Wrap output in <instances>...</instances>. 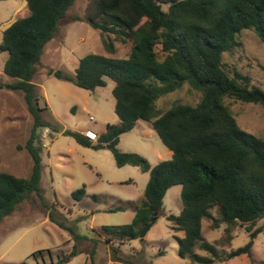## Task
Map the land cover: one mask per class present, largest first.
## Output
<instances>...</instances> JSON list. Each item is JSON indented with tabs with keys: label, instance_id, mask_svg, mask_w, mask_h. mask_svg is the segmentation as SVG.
<instances>
[{
	"label": "trees",
	"instance_id": "trees-1",
	"mask_svg": "<svg viewBox=\"0 0 264 264\" xmlns=\"http://www.w3.org/2000/svg\"><path fill=\"white\" fill-rule=\"evenodd\" d=\"M26 2L29 14L3 31L0 50L8 52L4 72L12 80L0 83V89L22 92L34 117L25 145L33 166L29 177L0 172V220L29 193L44 201L39 129L57 128L43 119L34 77L46 45L75 0ZM85 15L100 30L108 53L116 52V41H131L130 52L124 58L89 53L74 74L53 69L49 74L87 90L106 86V77L111 78L120 122L108 124L96 141L73 129L63 134L86 147L110 148L118 167L135 165L150 175L143 197L128 203L135 210L132 222L103 225L98 234L119 242L138 238L145 226L157 220L167 190L181 185L182 209L167 216L170 228L184 233L177 236L180 256L201 264L243 254L251 257L254 240L263 231L251 225L264 218V138L242 129L225 99L264 104V89L238 69L230 70L223 55L240 45L237 35L243 30H253L264 43V0H90ZM186 83L201 93L197 104L177 102L167 110L158 106L161 97ZM141 119L150 122L173 151L171 158L151 166L143 155L118 148L120 136ZM72 194L82 199L85 186ZM50 218L64 226L52 212ZM204 219L211 221L212 228L225 224L221 239L205 238ZM239 224L246 225L250 240L237 249L220 251L219 245L231 243ZM197 247L208 255L198 253ZM76 253L75 249L71 255ZM41 254L38 250L32 255ZM69 258L51 264H64Z\"/></svg>",
	"mask_w": 264,
	"mask_h": 264
},
{
	"label": "rangeland",
	"instance_id": "rangeland-1",
	"mask_svg": "<svg viewBox=\"0 0 264 264\" xmlns=\"http://www.w3.org/2000/svg\"><path fill=\"white\" fill-rule=\"evenodd\" d=\"M89 2L75 0L37 66L34 82L41 95L40 106L44 107L41 113L44 120L57 128L39 129L43 144L41 186L44 201L35 193H29L12 214L0 220V264H51L61 257H70L64 264H201L180 256L177 236L184 233L172 230L167 218L170 214H179L182 209L181 185L167 190L160 214L145 236L119 242L107 240L97 232L103 225L132 222L135 210L128 203L143 197L150 175L135 165L118 167L110 148L86 147L63 134L64 130L73 129L82 133L92 130L99 135L108 124L120 122L115 111V82L111 78L106 77V86L87 90L49 74L50 69L74 74L80 59L89 53L124 58L130 52L131 41H116V52H107L100 30L85 17ZM28 14L26 0H0V43L3 31ZM237 40L240 45L225 52L223 62L230 70L236 68L250 76L252 84L264 89V43L251 29L243 30ZM7 58L8 52L0 50V83L12 80L4 72ZM200 97L201 93L186 83L157 103L162 110H167L177 102L197 104ZM225 102L242 129L264 138V104L232 98H226ZM33 126L34 117L23 93L1 88L0 172L30 176L33 160L25 145ZM118 148L143 155L151 166L171 158L166 154L168 147L150 122L142 119L120 136ZM84 186L86 194L76 199L72 193ZM51 212L64 226L50 218ZM213 212L216 214L217 210ZM224 227L225 224L212 228L210 220H203V234L210 242L223 237ZM251 227L263 229L254 240L252 256L243 254L217 260L216 264H264V218ZM96 239V251L91 255ZM249 240L246 225L239 224L233 230L231 243H222L219 249H237ZM75 249L77 253L71 255ZM38 250H42V257L32 255ZM196 251L208 255L198 247Z\"/></svg>",
	"mask_w": 264,
	"mask_h": 264
},
{
	"label": "built area",
	"instance_id": "built-area-1",
	"mask_svg": "<svg viewBox=\"0 0 264 264\" xmlns=\"http://www.w3.org/2000/svg\"><path fill=\"white\" fill-rule=\"evenodd\" d=\"M84 134L93 141H96L99 137V135L92 130H87Z\"/></svg>",
	"mask_w": 264,
	"mask_h": 264
},
{
	"label": "water",
	"instance_id": "water-1",
	"mask_svg": "<svg viewBox=\"0 0 264 264\" xmlns=\"http://www.w3.org/2000/svg\"><path fill=\"white\" fill-rule=\"evenodd\" d=\"M152 224H149L147 226L144 227V229L142 230L140 237L145 236V234L147 233V231L151 228Z\"/></svg>",
	"mask_w": 264,
	"mask_h": 264
},
{
	"label": "crops",
	"instance_id": "crops-1",
	"mask_svg": "<svg viewBox=\"0 0 264 264\" xmlns=\"http://www.w3.org/2000/svg\"><path fill=\"white\" fill-rule=\"evenodd\" d=\"M45 146H47V143H45L44 147H45ZM166 154H167V155H171V157H172V155H173V151H172L171 149L168 148V150L166 151ZM161 161H162V160H161Z\"/></svg>",
	"mask_w": 264,
	"mask_h": 264
}]
</instances>
